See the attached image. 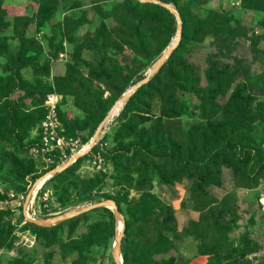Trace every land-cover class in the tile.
Returning <instances> with one entry per match:
<instances>
[{"label":"rangeland","instance_id":"obj_1","mask_svg":"<svg viewBox=\"0 0 264 264\" xmlns=\"http://www.w3.org/2000/svg\"><path fill=\"white\" fill-rule=\"evenodd\" d=\"M135 2L3 0L0 5V264H114L116 241L105 208L55 228L29 223L27 217L52 220L113 201L125 224L141 198L160 222V204L171 206L179 232L177 238L167 234L173 249L153 261L181 257L191 264L193 252L203 264H264V0H200L197 7L176 0L191 34L200 21L220 14L231 39L224 42L211 33L190 36L172 61L178 65L174 69L184 70L162 66L151 76L166 50L156 43L169 29L177 32L178 22L175 17L174 24L158 30L148 12L140 23ZM167 5L177 13L173 4ZM124 9L136 17L125 26L119 20ZM176 74L194 84L179 89ZM146 77L142 91L106 123L78 166L53 175L60 159L41 150L36 131L47 96L56 97L63 135L78 141L77 152L129 86ZM210 95L215 96L202 106L199 98ZM229 125L234 140L221 144L216 137ZM169 137L184 146V156L204 144L221 152L216 185L200 186L207 195L202 204L188 200L187 189L195 180L162 184L154 172L159 162L123 157L141 147L157 161L169 154ZM139 168L145 169L151 189H136ZM254 174L256 186L249 188ZM216 215L230 228L224 247L212 246L209 238ZM190 224L202 229L203 243L182 232ZM200 245L206 255H199ZM144 248L142 239L137 241L135 258Z\"/></svg>","mask_w":264,"mask_h":264},{"label":"trees","instance_id":"obj_2","mask_svg":"<svg viewBox=\"0 0 264 264\" xmlns=\"http://www.w3.org/2000/svg\"><path fill=\"white\" fill-rule=\"evenodd\" d=\"M160 2L164 4H173L175 6V9L177 10V13L179 14L181 24H182V31H181V38L178 46L175 48V50L171 53L169 58L167 59L166 63L163 65L170 68V71H180L184 70L182 67L174 69L175 66H178L177 64L173 65V59H175L177 56L181 54L183 51V48L188 43L190 36H197L200 33H211L216 37L222 38V41L227 42L231 39V34L229 30H224L225 28V22H219L220 14H213L205 21H200L198 23L199 27L197 30L191 34V28L189 21L185 19L183 16L182 9L178 7V4L176 3V0H160ZM3 3V0H0V5ZM136 10H137V18L140 21V23H143L146 19V14L148 12H151L155 17L154 21L156 26L158 27V30L160 29H166V26L168 27V23L174 24L175 22V16L170 13L167 9H163L162 7L154 4H146L143 2H139L136 0ZM188 3L191 5H195L196 7L200 4V0H188ZM136 18L128 9H124V12L120 15V25H124L123 22L128 23L131 18ZM1 26V25H0ZM125 26V25H124ZM125 29V27H124ZM159 32V31H158ZM176 34V28L173 31L167 32V37L163 39L164 41H158L156 43V46H161V50L166 49L167 46H169L171 40L175 37ZM191 34V35H190ZM144 42L142 41L139 50H141L144 46ZM0 48H2L0 46ZM143 50V49H142ZM4 53H6L4 50H2ZM162 67V68H163ZM175 84L178 86L179 89L182 90L184 85L188 84L192 86L194 83H190L189 81H186L183 79V77L180 78V75L176 74V76L173 78ZM135 83L129 88L133 87ZM128 89V88H127ZM142 87L138 89L135 92V95L142 91ZM124 92V91H123ZM123 93H121L122 95ZM120 95V96H121ZM215 95H210L207 99L199 98V101L202 103V106H205L206 104L209 105L212 98ZM133 97L129 99V101L132 100ZM128 101V102H129ZM128 103L125 105L124 109L127 107ZM44 109L42 110V116L36 126H39L40 122L42 121L44 117ZM228 119L230 118V114L228 113ZM239 126L243 124V121L240 122ZM232 128V125L227 126L225 128V134L219 135L216 138L221 142V144L229 145L233 140V132L230 131ZM217 133L216 135H218ZM169 140L171 141V147L169 154L167 156L160 157L157 161H155L150 154L145 151L141 147H136L131 153H124L123 157L127 161H137V159L140 160V162L143 164L144 161H150L152 165H157L159 162L160 166L158 167L157 171H154L155 174L158 176L162 184L170 185L174 182H180L181 178H186L188 180H195L192 184L191 188L187 189L189 195L188 200L194 202L200 201L198 204H202V202L207 198V195L200 186L202 184H205V187L208 188L210 186L216 185L217 177H218V167H217V161L218 157L221 154L220 151L211 149V147H208L207 145H203L201 150H197L195 147H193L190 151H188L187 155L185 154L184 146L179 143V141H175L171 137H169ZM93 150V147L92 149ZM79 158L75 163L70 165L68 168H66L64 171H68L70 169H74L78 166L79 162L83 159ZM155 167V166H154ZM251 170H253L251 168ZM62 174V172L59 173V176ZM138 174V180L136 183V189L138 191H144L145 189H151L152 184L150 181H148V176L143 168H139L137 171ZM165 175H168L165 177ZM255 176L257 174H254V176L251 179V183H247V187L254 188L256 186L255 183ZM248 177V176H247ZM196 196H199L198 199ZM214 204V203H212ZM211 204V205H212ZM117 205V204H116ZM118 207V205H117ZM160 208L162 209V217L161 222L159 221V218H153V213L151 212V208L147 206L146 201L141 198L138 202L135 203V205L132 207V210L127 214L125 219V227L123 232V239L121 242V253H122V259L123 264H188L187 261H184L181 257H173L169 260H161L159 262L153 261L152 258L159 255H166L173 249V243L172 239L167 237V234L171 235L172 238H177L178 231L175 228L176 221L174 217V210L171 206H165L160 204ZM196 209L198 211L202 210V206L197 205ZM119 210V207H118ZM217 210V208H215ZM103 211L106 213V215L109 218V229L111 236H115V219L111 211L107 209H103ZM120 212V210H119ZM222 212L226 215L231 214L230 209H222ZM85 215H81L78 217L73 218V220H77L80 217H83ZM221 220V222H220ZM36 230H43L40 227L34 226ZM55 226L51 228H55ZM134 229H137V231L134 233ZM184 234L191 235L194 238H196L198 241H202L203 238L205 240V235H203L202 229L197 224H190L188 225L184 231H182ZM230 232V228L227 224H225L222 221V216L216 215L214 221H213V227L209 231V238L211 239L212 246H221L224 247L227 242V235ZM134 235V236H133ZM143 241L144 250L142 254L135 258L136 254V245L137 241L141 240ZM224 242V243H223ZM199 255H206V253L203 251V246L200 245L198 247Z\"/></svg>","mask_w":264,"mask_h":264},{"label":"water","instance_id":"obj_3","mask_svg":"<svg viewBox=\"0 0 264 264\" xmlns=\"http://www.w3.org/2000/svg\"><path fill=\"white\" fill-rule=\"evenodd\" d=\"M139 2H150V0H138ZM154 4H158L161 7H164L165 9H167L170 13H172L175 17L176 20L178 22V29L176 32V38H175V42L171 47H167L166 50L163 52L162 57L159 59V61L157 62V64L155 65V67L152 69V71L150 72V76L153 75L155 72H157L158 70H160V68L163 66L164 62L169 58V56L171 55V53L175 50V48L177 47V45L180 42V38H181V20L178 16V14L176 13V11L167 4H164L162 2H152ZM149 80V77H146L143 81L137 83L136 85H134L132 87V89L130 90L129 93H127V95H123L122 98L120 100H122V104L123 106L126 104V102L128 101V99L138 90V88H140L143 84H145L147 81ZM114 111L115 109H112L106 120L100 124V126L98 127L97 131L95 132L94 136L91 138V140L89 141L88 145L82 149L81 152L73 155L68 161H66V163L60 167L59 169H54L53 170V175L62 172L63 170H65L66 168H68L70 165H72L73 163H75L79 158L85 156L88 152L91 151L94 142L96 141L97 137L100 135V133L103 131L105 124L113 117L114 115ZM31 194L30 193L27 196L26 199V208L28 207V203L31 200ZM98 208H105L108 209L112 212L114 219H115V228H116V233L118 235V239L117 242H114L113 245V260H114V264H123V259H122V253H121V242L123 239V232H124V220L122 215L120 214L118 207L116 205L115 202L113 201H101L100 203L91 205V206H87V207H82L79 208L69 214L54 218L52 220H31L30 218L27 217V221L29 223H33L37 226H41V227H48V226H55L60 224L61 222L67 221L71 218H75L78 217L81 214H84L86 212L98 209ZM119 221V231L117 232L118 229V224H116ZM115 233V235H116ZM116 239V237H115Z\"/></svg>","mask_w":264,"mask_h":264},{"label":"built area","instance_id":"obj_4","mask_svg":"<svg viewBox=\"0 0 264 264\" xmlns=\"http://www.w3.org/2000/svg\"><path fill=\"white\" fill-rule=\"evenodd\" d=\"M138 1V0H137ZM44 117L36 131L40 142L41 150L47 154H58L60 163L54 169L62 167L73 155L81 152L78 148V141L72 137L63 135L62 125L57 115V100L54 95H48L44 101Z\"/></svg>","mask_w":264,"mask_h":264},{"label":"bare ground","instance_id":"obj_5","mask_svg":"<svg viewBox=\"0 0 264 264\" xmlns=\"http://www.w3.org/2000/svg\"><path fill=\"white\" fill-rule=\"evenodd\" d=\"M176 38V37H175ZM174 44V43H173ZM170 47V46H169ZM132 89V88H131ZM130 89V90H131ZM130 92V91H129ZM128 92V93H129ZM125 95H127V93L125 94ZM122 106H123V104H122V100H120L116 105H115V107L113 108V109H115V111H114V117L120 112V110L122 109ZM105 126H106V124H105ZM105 126H104V128H105ZM119 228H120V226H119V224H118V229H117V232L119 231ZM115 237H116V239L114 240V241H116L117 242V239H118V235H117V233H116V235H115Z\"/></svg>","mask_w":264,"mask_h":264},{"label":"crops","instance_id":"obj_6","mask_svg":"<svg viewBox=\"0 0 264 264\" xmlns=\"http://www.w3.org/2000/svg\"><path fill=\"white\" fill-rule=\"evenodd\" d=\"M190 258H191V264H203L202 258L197 256V255H193V252L191 254L190 252Z\"/></svg>","mask_w":264,"mask_h":264}]
</instances>
